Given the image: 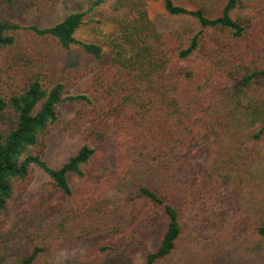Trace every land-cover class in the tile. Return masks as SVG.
I'll return each mask as SVG.
<instances>
[{
	"label": "trees",
	"instance_id": "trees-1",
	"mask_svg": "<svg viewBox=\"0 0 264 264\" xmlns=\"http://www.w3.org/2000/svg\"><path fill=\"white\" fill-rule=\"evenodd\" d=\"M60 1L71 10L52 26H23L0 17V51L17 43L18 31L29 30L56 39L64 48L77 46L98 60L107 48V62L95 69L86 92L79 94H69L64 82L50 86L36 66L14 64L6 71L11 89L0 91V215L14 182L26 180L33 166L64 196L78 199H91L94 188H105L116 173L121 189L130 194L137 222H104L107 238L87 251L80 264H135L136 252H142V264H159L173 254L183 233L178 203L188 204L197 196L207 203L240 177L241 165L233 166L231 160L264 145V114L260 127L243 141L246 116L264 109L261 47L251 39L250 16H234L250 0H226L218 16H210L211 7L190 9L175 0ZM151 1L161 2L171 16L191 17L200 30L161 32L148 12ZM106 8L110 11L104 16ZM87 25L104 33L103 39L78 38ZM237 86L242 93L234 97ZM66 102L84 105L65 131L80 135L85 143L53 168L43 158L47 143L42 137L60 121L58 107ZM223 147L228 160L217 158L202 172L197 158L206 151L219 154ZM106 157L116 162L106 184L88 183L76 193L69 177L86 180L89 167ZM158 227L159 243L151 249ZM257 232L264 237V222ZM48 249L2 248L0 264H53L50 259L40 263Z\"/></svg>",
	"mask_w": 264,
	"mask_h": 264
},
{
	"label": "rangeland",
	"instance_id": "rangeland-1",
	"mask_svg": "<svg viewBox=\"0 0 264 264\" xmlns=\"http://www.w3.org/2000/svg\"><path fill=\"white\" fill-rule=\"evenodd\" d=\"M175 1L190 9L211 7L210 16H218L226 0ZM70 10L60 0H15L12 4L1 3L0 0V17L23 26L55 25ZM109 11L106 8L104 16ZM148 12L161 32L187 28L193 34L200 30L189 16L167 14L159 1L149 2ZM241 14L251 18L253 28L250 31L254 32L251 39H257L261 47L259 59L264 64V0L248 1V5L234 16ZM103 32L108 33V30ZM103 35L92 30V25H87L77 37L99 40L103 39ZM107 53L106 48L103 59L98 60L77 46L64 48L52 37L20 30L17 43L0 51V91L11 89L6 83V71L14 64H27L42 70V78L50 86L64 82L69 94L86 92L95 69L106 64ZM241 93L242 88L237 86L234 97ZM83 106L80 102H66L58 107L60 121L50 125L42 137L47 143L43 158L49 166L59 168L84 145L80 135H70L65 131L66 123ZM263 114L264 109L246 116L243 122L244 142L249 141L252 132L260 127ZM238 146H234L235 149ZM226 150L225 147L220 148V155L206 151L195 162L203 172L212 167L217 158L228 160ZM234 159L231 160L233 166L241 165L240 177L234 182L220 189L205 204L200 203L198 196L193 197L194 202L178 203L182 212L183 233L173 254L159 264H264V237L257 232L258 225L264 222V145L255 152ZM115 167L114 158H99L89 167L86 180L71 175L70 185L77 193L88 183L106 184L110 170ZM121 184L117 174L111 173L106 187L94 188L91 199L88 195L82 199L66 197L55 188L52 179L42 169L33 166L26 180L14 182L13 195L0 215V249L9 247L11 252L30 251L39 245L49 247L40 263L50 259L53 264H80L87 251L107 238L104 222L114 221L119 226L137 222L138 217L128 202L130 194L121 189ZM160 233L161 227H158L149 243L151 249L158 245ZM143 261L142 252H136L134 263L142 264Z\"/></svg>",
	"mask_w": 264,
	"mask_h": 264
}]
</instances>
